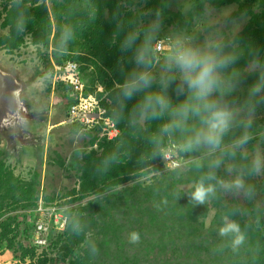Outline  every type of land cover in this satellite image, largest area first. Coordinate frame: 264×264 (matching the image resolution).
<instances>
[{"label": "trees", "instance_id": "obj_1", "mask_svg": "<svg viewBox=\"0 0 264 264\" xmlns=\"http://www.w3.org/2000/svg\"><path fill=\"white\" fill-rule=\"evenodd\" d=\"M147 1L143 5L136 0H0V30L5 32L0 38V50L14 53L25 46L29 37L31 45L45 53L49 60L55 55L52 49L57 52L67 48L70 60L80 64L83 79L85 69L80 61L87 62L90 68L92 64L108 94L105 108L121 130V136L115 141L103 139L98 142L96 134H89L92 144L98 142L101 154L98 156L93 151L86 155L79 163L77 175L81 179L80 199L95 198L83 209L79 222L72 223L53 242L62 257L36 256L35 248L19 245L21 263L26 264L30 260L31 264H58L61 260L60 264H264V235L260 228L246 220L248 218L236 219L237 206L218 209L214 205L220 191L219 182L224 174L226 177L230 174L222 168L212 167V160L218 158L216 153L185 164L188 153L185 150L179 153L174 147L177 145L168 142L166 133H161L162 128L176 119L171 110L165 111L158 119L140 115L138 105L147 93L156 91L155 88L139 92L130 100L119 98L121 86L129 74L142 70L135 62V49L142 44L143 34L156 21L157 13L160 20L166 15L163 21L168 27L163 26L162 30L159 26L160 31L157 30V35L155 33L158 37L154 41L158 38L174 40L175 32L179 30L174 28L179 24L181 29L186 27V19L182 17L180 21V12L167 0ZM189 1L195 12H201L208 3L221 7L240 0ZM242 1V7L234 18L246 8L257 6L259 12L252 16L245 28L250 53L247 54L245 49L246 54L240 59L246 64L239 66L236 62L226 70L228 74L237 73V83L234 90L221 100H245L233 109L235 121H232L228 137L239 139L247 133L251 136L247 145L259 140L264 146V94L253 114L256 118L251 119V126L245 127L247 121H237L239 114L248 113L245 105L249 89L257 82L255 75L259 70H253L249 63L264 55V0ZM131 31L138 32L140 39L131 49L122 48ZM225 40L229 41L228 38ZM166 54L151 52L152 65L156 57L161 60ZM55 60L57 65L62 63L57 57ZM86 85L87 93L94 91L89 84ZM184 96L170 98L172 104L185 101ZM70 102L71 106V99ZM201 127L198 119L191 118L184 131L177 133L173 130L171 133L176 141L179 135L184 145L185 137L191 136L193 129ZM73 128V133L79 130L86 133L80 124ZM168 146L174 147L176 159V151L182 158L178 159L180 168L170 170L165 163L162 149ZM241 147L245 145L234 147L233 152H224L233 161L234 152L240 154ZM200 149L199 156L205 151ZM244 158V161L248 159ZM184 165L185 170L181 169ZM241 165L244 170L240 171V176L243 181H248L250 175L247 172L253 166L252 162ZM161 171H165L161 178L140 181ZM178 171H183L182 176L191 173L201 175L202 186L210 189L203 203L192 199V193L201 187L193 185L192 177L176 182L171 178L173 174H179ZM22 183L1 161L0 216L5 213L4 203L9 200L16 202L20 191L19 200H32L25 189H21ZM248 208H253L254 215L255 212L264 214V208L253 204ZM210 218L213 220L209 224L207 220ZM227 219H235L234 224L226 222ZM16 221V216H8L0 224V241L8 242L12 248L15 238H10V235ZM132 233L139 235L136 243L130 241ZM241 237L243 243L237 245L235 241Z\"/></svg>", "mask_w": 264, "mask_h": 264}, {"label": "rangeland", "instance_id": "obj_2", "mask_svg": "<svg viewBox=\"0 0 264 264\" xmlns=\"http://www.w3.org/2000/svg\"><path fill=\"white\" fill-rule=\"evenodd\" d=\"M136 1L143 5L148 2L147 0ZM167 1L176 11L180 12V21H182V17L186 19L184 29H181V24L174 28V30L179 28L175 32V39L180 36L192 37L196 43H200L209 34L220 35L224 39L228 38L229 41L235 42L239 52L236 60L239 62L238 65L241 66L245 63V60L240 59L246 53H250L245 28L252 16L259 12L257 6L246 8L239 17L234 18L233 16L242 7V0L221 7L208 3L201 12H195L189 0ZM165 16L161 20L159 19V26L162 27V30L163 26H166V29L168 27V24L163 21ZM4 33L0 30V38ZM156 35L155 38L158 37ZM51 52L55 53L51 58L52 61L46 58L45 53L31 45L29 37L25 46L14 53L0 50V71L12 75L22 86L19 101L23 104L18 117L6 122L4 126H0V162L2 161L15 177L22 180L21 189H25L26 195L32 197L31 201L19 200L22 192L20 191L15 198L16 202L9 200L4 203L5 213L0 216V224L8 216H16L17 221L13 223V232L10 235V238H15L14 248L8 242L0 241V264H24L21 263L22 251L19 249V245H23L27 249L35 248L36 256L45 254L48 257L60 259L62 256L54 247L53 242L58 240V235L65 232L72 223L79 222L78 218H80L83 209L95 198L80 199L82 194L81 179L77 174L81 166L79 163L84 157L93 151L100 156L101 150L94 147L95 142L91 143L92 138L89 134H84L80 130L73 133L74 126L64 123L71 103L70 90L63 85L55 86L52 75L54 74V63H57L56 57L62 62L70 60L71 57L67 55L69 54L67 48H61L57 52L52 49ZM158 59L156 57L151 68V71L156 75L159 74L160 64L163 61V59ZM258 60L264 63V55ZM80 62L85 69L84 79L94 90L91 93L97 95L106 104L108 94L105 93V86L99 78L98 70L92 64L90 68L87 62ZM259 75L260 72L256 71L257 80ZM151 88L158 91L159 84L154 82ZM167 94L174 99L179 95L175 91V85L167 89ZM184 95L187 97V92ZM240 101L245 100L242 98L232 99L231 102L221 100V103L233 111L234 107L240 106ZM254 118L256 116L252 114L250 119ZM248 119V113L237 116V121H247ZM233 121H235V117ZM142 123L144 124L145 121L142 120ZM230 128L225 132L219 148L212 149L209 146L206 148V145H201L199 149L202 148L205 151L200 156L198 153L201 149L186 151L183 147V139L179 135H177V141L171 132L166 133V137L168 142L177 145L179 153L182 150L188 153L184 160L186 165L198 158L216 153L218 157H215L216 160L221 161L218 168H222L230 174L227 177L224 174L223 180L219 182L220 191L214 202L215 207L224 209L237 206L239 211L235 213V218L239 220L248 218L246 220L257 225L264 235V214L260 215L255 212L254 215L253 208L251 210L248 208L250 204L264 208V167L256 170L258 163L264 160L263 142L252 141L245 147H241L240 154L234 152L235 160L232 161V158L224 152L225 150L233 152L235 151L233 148L238 147L236 144L238 139L228 137V133L231 132ZM175 131L178 133L179 130ZM226 134L227 136H225ZM233 135L234 133L230 136ZM253 136L255 137V135ZM173 152L175 153V151ZM178 152L176 151L177 160L182 159ZM244 157L248 159L244 161ZM249 161L253 165L247 172L250 178L248 181H243L240 171L244 168L241 164H246ZM186 165L181 169L185 170ZM164 172H156V174L142 178L140 181L149 180V178L156 180L161 178ZM181 172L183 171H178L179 174L175 176L173 174L171 178L176 182L179 179L192 177L193 185H203L204 181L201 180V175L191 173V175L182 176ZM237 181L242 183V188L235 187ZM211 219L213 220V218L207 220L209 224ZM234 220L227 219L226 222L234 224ZM41 224L48 226L47 232L39 230ZM60 263H62L61 260H58V264ZM26 264H31L30 260H27ZM32 264L39 263L33 262Z\"/></svg>", "mask_w": 264, "mask_h": 264}, {"label": "clouds", "instance_id": "obj_3", "mask_svg": "<svg viewBox=\"0 0 264 264\" xmlns=\"http://www.w3.org/2000/svg\"><path fill=\"white\" fill-rule=\"evenodd\" d=\"M159 23V13H157L156 21L143 34L142 44L135 49V62L142 70L129 74L121 86L119 98L130 100L137 93L151 88L154 82L158 83L159 90L147 93L138 105L141 117L158 119L165 111L171 110L176 119L161 129L162 134L173 130L184 131L189 119L196 118L202 127L192 130V135L183 145L184 149L195 151L201 145H207L212 149L219 148L225 132L235 117V113L221 103V98L232 92L237 83V73L226 72L239 55L235 42L226 41L217 34H209L200 43H196L192 37H177L170 42L169 50L160 64L159 74L156 75L151 71L152 58L149 54L155 51L152 41ZM138 39H140L138 32H129L122 43V48L131 49ZM251 68L258 69L260 75L257 82L249 89V99L245 105L249 119L245 127L251 126L250 117L262 102V94H264V63L254 59ZM172 85H175V91L179 95L187 92L185 101L172 104L167 94V89ZM250 139L251 136L245 133L236 144L246 145ZM174 147L177 149L176 146ZM174 147L168 146L164 149L172 148L174 151ZM164 149H162L163 157ZM220 163V160H216L212 167H219ZM261 167H264V160L258 163L256 170ZM169 169L173 170L170 167ZM235 187L242 188L243 185L237 181ZM209 191L210 189L201 186L192 193V199L203 203ZM138 240L139 235L132 233L130 241L136 243ZM235 243L237 245L243 243V238L237 239Z\"/></svg>", "mask_w": 264, "mask_h": 264}, {"label": "built area", "instance_id": "obj_4", "mask_svg": "<svg viewBox=\"0 0 264 264\" xmlns=\"http://www.w3.org/2000/svg\"><path fill=\"white\" fill-rule=\"evenodd\" d=\"M170 38H161L154 42V53L166 54L169 50ZM81 66L73 60L63 61L57 65L54 63V74L52 80L55 86L63 85L70 90L72 104L65 124L75 126L80 124L82 130L88 134H96L100 140L115 141L121 136V130L115 120L109 115L103 100L93 93H87V85L81 73ZM95 135V136H96ZM98 142L95 148L98 149ZM164 161L168 167L175 169L181 166L176 159L172 148L163 151ZM41 232H47L48 226L41 224Z\"/></svg>", "mask_w": 264, "mask_h": 264}, {"label": "water", "instance_id": "obj_5", "mask_svg": "<svg viewBox=\"0 0 264 264\" xmlns=\"http://www.w3.org/2000/svg\"><path fill=\"white\" fill-rule=\"evenodd\" d=\"M21 88L12 75L0 71V126L20 114L23 107L19 101Z\"/></svg>", "mask_w": 264, "mask_h": 264}, {"label": "crops", "instance_id": "obj_6", "mask_svg": "<svg viewBox=\"0 0 264 264\" xmlns=\"http://www.w3.org/2000/svg\"><path fill=\"white\" fill-rule=\"evenodd\" d=\"M66 118H67V117H66ZM66 120H67V119H66ZM66 120H65V122H66ZM65 122H64V123H65ZM63 125H64V124H63Z\"/></svg>", "mask_w": 264, "mask_h": 264}]
</instances>
